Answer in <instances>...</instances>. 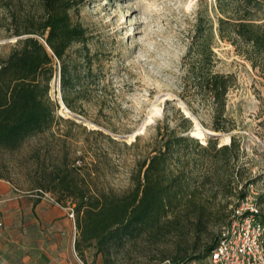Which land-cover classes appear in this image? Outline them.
Segmentation results:
<instances>
[{
  "label": "rangeland",
  "instance_id": "obj_1",
  "mask_svg": "<svg viewBox=\"0 0 264 264\" xmlns=\"http://www.w3.org/2000/svg\"><path fill=\"white\" fill-rule=\"evenodd\" d=\"M39 4L0 0V59L16 48L15 33L25 29V18L37 15ZM200 11L214 28L215 0H82L70 10L71 22L85 33L67 51L70 107L62 102L53 58L48 127L16 150H0V264H171L189 257L194 260L188 263L205 264L198 257L242 199L252 200L264 221V78L214 33V70L234 78L225 108L231 130L214 132L209 111L196 103L195 117L180 97L183 57ZM178 110L193 116L189 135L198 129L202 146L209 139L216 147L228 144L234 135L237 148L223 156L192 147L180 162L173 157L169 168L181 177L183 194L194 193L192 202L160 228L112 247L106 261L93 247L79 256L70 199L57 202L56 192L35 188H51L55 175L70 178L76 169L77 182L89 193L127 192L157 129L179 126Z\"/></svg>",
  "mask_w": 264,
  "mask_h": 264
},
{
  "label": "trees",
  "instance_id": "obj_2",
  "mask_svg": "<svg viewBox=\"0 0 264 264\" xmlns=\"http://www.w3.org/2000/svg\"><path fill=\"white\" fill-rule=\"evenodd\" d=\"M81 1L39 0L40 11L25 18V29L15 33L20 37L16 48L5 59H0V150H16L25 138L48 127L52 107L47 93L54 73L53 58L59 65L62 102L70 107L68 91L73 77L67 51L72 44L82 42L85 33L80 25L71 22L69 12ZM215 11L214 28L205 11L197 13L191 41L183 57L180 97L195 117H198L196 103L209 111L214 132H229L226 96L234 85V78L214 70L212 39L216 33L220 40L229 42L264 78V2L215 0ZM179 118L178 127L172 128L166 123L163 131L157 129L150 155L139 164L131 176V188L123 194L97 190L89 193L77 182L76 169H72L74 175L70 178L62 173L55 175L50 180L51 188H35L56 192L57 202L70 199L78 233L74 249L79 256L82 257L84 248L93 247L106 261L112 247L122 246L144 231L160 228L162 221L170 222L169 218L175 217L182 204L192 202L194 193L184 195L181 177L173 176L169 168L173 157L180 162V156L192 147L202 152L213 150L223 156L237 148L234 135L228 144L216 147L215 140L209 139L202 146L189 135L192 119L182 112ZM0 179H3L1 170ZM240 197L243 198V194ZM37 203L35 200L34 204ZM218 236L199 259L208 258ZM191 260L194 259L173 260L171 264H187Z\"/></svg>",
  "mask_w": 264,
  "mask_h": 264
},
{
  "label": "built area",
  "instance_id": "obj_3",
  "mask_svg": "<svg viewBox=\"0 0 264 264\" xmlns=\"http://www.w3.org/2000/svg\"><path fill=\"white\" fill-rule=\"evenodd\" d=\"M259 214L252 200L242 199L231 220L221 228L205 264H264V222Z\"/></svg>",
  "mask_w": 264,
  "mask_h": 264
},
{
  "label": "bare ground",
  "instance_id": "obj_4",
  "mask_svg": "<svg viewBox=\"0 0 264 264\" xmlns=\"http://www.w3.org/2000/svg\"><path fill=\"white\" fill-rule=\"evenodd\" d=\"M192 136H194L197 139H203L202 133L198 129L192 132Z\"/></svg>",
  "mask_w": 264,
  "mask_h": 264
},
{
  "label": "water",
  "instance_id": "obj_5",
  "mask_svg": "<svg viewBox=\"0 0 264 264\" xmlns=\"http://www.w3.org/2000/svg\"><path fill=\"white\" fill-rule=\"evenodd\" d=\"M186 117H188V118H191L192 119V115L189 113V112H186V113H183ZM209 135H212V136H216V134L215 133H208Z\"/></svg>",
  "mask_w": 264,
  "mask_h": 264
}]
</instances>
